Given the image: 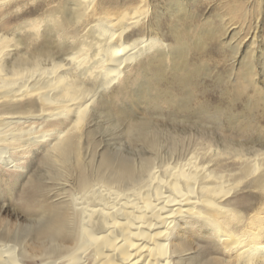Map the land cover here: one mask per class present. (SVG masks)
<instances>
[{
  "label": "bare ground",
  "instance_id": "bare-ground-1",
  "mask_svg": "<svg viewBox=\"0 0 264 264\" xmlns=\"http://www.w3.org/2000/svg\"><path fill=\"white\" fill-rule=\"evenodd\" d=\"M217 1L0 2V200L31 220L12 225L0 206V264H264L257 2L220 0L210 29L202 10ZM209 56L232 62L227 110L208 100ZM104 120L131 122L150 154L101 148L92 124Z\"/></svg>",
  "mask_w": 264,
  "mask_h": 264
},
{
  "label": "rangeland",
  "instance_id": "rangeland-1",
  "mask_svg": "<svg viewBox=\"0 0 264 264\" xmlns=\"http://www.w3.org/2000/svg\"><path fill=\"white\" fill-rule=\"evenodd\" d=\"M3 1L4 0H0V2H3ZM219 1L220 0H218L217 2H214L213 4L208 5L207 8L204 7L202 10V18L207 19L209 22L213 23V25L211 24L209 26L210 29L213 26H216L215 21L217 22V20H218L217 16L219 14L223 13V11L228 10V7H229V6L222 5V3H221L222 6H219L220 5ZM262 1H263V4H262ZM221 2H222V0H221ZM249 2H250V0L247 2L248 7L250 5ZM255 2H257L256 5H254L252 7L250 6L249 7L250 9L248 8L249 12L252 11L251 12V20L253 18V20H252L253 25H252L250 31L252 30V28L257 27V25H259L257 33H258L260 43H258L257 46L260 47L259 49H261L260 50L261 52L262 51L264 52V0H254V4H255ZM36 7L37 6L33 5V6H30L29 9H34ZM37 15H38L37 13L35 15H33V18L37 17ZM12 20H14L13 17H12ZM14 23L16 24L17 22L13 21V24ZM250 31L249 32L246 31L243 34V37L248 36V35L251 36L252 33L249 34ZM231 38H232V35L230 36V38H227L226 42L229 44L233 43ZM237 43L236 44L233 43L234 46L237 45ZM247 44H249V42ZM226 51H228V53L232 54V52L230 50L227 49ZM245 52H248V46L247 45L244 46V48H242L240 50V55L242 54V56H243ZM257 56H260L259 52H257ZM260 58H262V57H257L258 60H256V62L258 64H260L259 67H262L264 62L262 60L260 61ZM209 59L210 60L207 63L208 64L207 68L210 70L209 77L205 78L203 80V83L205 85V90L207 92L208 100L211 102L212 106H214V107L220 106V108H222L223 110H227V109H229V103H227L228 101H227V98L225 96V93L226 92L230 93L231 88H232V83H231V81H232V70H231L232 69V67H231L232 62L229 61V58H221L218 56H209ZM239 67H238V69H239ZM245 105H247L246 102H239L237 104V108L233 109V113L237 114L240 112L239 113L240 116H243V115L246 116L249 113V111L247 110V106H245ZM226 116H228V114ZM98 121H103V120H98ZM104 121H106V120H104ZM168 122H166L167 124L165 123L166 124L165 128H167L168 130H172L173 132H178L177 135H182V133L184 132L183 129H185V128H187V131H186L187 134L186 135H198L197 133H204L206 135H221V133L217 130V128H218L217 125L214 122H209V123L201 125L203 128H201L199 125L184 126L182 124H176V126H175V125H170ZM227 122L228 121H227L226 117L225 118L221 117V123L226 125ZM94 123L92 124V127L95 131V134L97 133L96 139L101 141L104 138L103 140L105 141L104 142L105 144L102 143L101 148L106 146L109 151H110V149L112 150L111 151V152H113L112 154H115V152H119V154H122L124 156L125 155L127 157L131 156L129 158H131V159L133 158L135 160H136V158L138 160V157H140V155L142 156L143 154H150L146 145L143 142H141V143L138 142V137H139L138 135H146V134H144L141 130H138L137 127L131 126V122L122 121L121 124H118V126H116V127H115V125H116L115 123L111 124L109 122V124L106 125L105 123H107V121L106 122H99V125H97L95 123L96 126L94 125ZM154 123H156V122H153L152 124H154ZM262 124H264V121H262ZM157 136H158V139H159L158 141L161 144V146H164L161 151L162 152H164V151L165 152H173L170 149V148H172V144H173L172 139H171L172 136L167 134L166 132L157 133ZM183 145L184 144H182V143L179 144L178 146H181V147H178V148L182 150ZM37 164L34 163L32 166V169H31L32 175H34L36 177H40L42 179L44 168H42L39 164L38 165ZM43 180H44V178H43ZM0 202H1L0 203L1 207L2 206H8L7 212L6 211H2L3 213L1 212L2 213L1 215H3L2 218L6 222H8L10 224L13 223L12 225H15L17 223L20 224L21 226L30 225L31 220L29 217H26V215L24 216L22 214V209L19 210L20 207L18 208V206H17L18 201H14L10 197L7 196V198L5 199V203L2 202L1 200H0ZM14 210H16V211H14ZM13 211L16 213V215L14 214ZM7 213H8V215H7ZM12 229H14V228H12Z\"/></svg>",
  "mask_w": 264,
  "mask_h": 264
}]
</instances>
